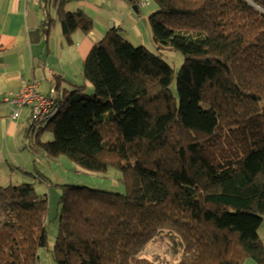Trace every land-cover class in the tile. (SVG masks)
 Returning a JSON list of instances; mask_svg holds the SVG:
<instances>
[{
	"label": "trees",
	"instance_id": "1",
	"mask_svg": "<svg viewBox=\"0 0 264 264\" xmlns=\"http://www.w3.org/2000/svg\"><path fill=\"white\" fill-rule=\"evenodd\" d=\"M153 1L155 51L109 30L84 62V83L57 92L41 130L31 125L28 148L44 161L66 156L92 174L114 168L125 186L120 194L59 185L52 256L56 264H264V0ZM66 3L40 0L45 36L58 18L65 37L93 30ZM165 51L184 57L177 97ZM33 176L50 184L43 172ZM2 183L0 264H40L50 247L48 195L33 182ZM160 240L177 259L145 255Z\"/></svg>",
	"mask_w": 264,
	"mask_h": 264
},
{
	"label": "crops",
	"instance_id": "2",
	"mask_svg": "<svg viewBox=\"0 0 264 264\" xmlns=\"http://www.w3.org/2000/svg\"><path fill=\"white\" fill-rule=\"evenodd\" d=\"M71 1L73 2L68 5L71 9L69 11L82 10L93 19L94 28L90 33L76 31L72 36L65 37L57 21L52 25L49 35L45 36L41 30V23L46 12L42 9L40 0H0L2 182L6 181L7 175L12 176L15 173L14 167L30 171L33 167L36 168L35 164L46 163L43 160H36L37 155L28 148L31 135V108L16 109L6 102V98L14 97L30 81L40 82L39 92L44 95H48L52 89L60 95L66 89L73 90L82 85L83 67L87 56L93 46L113 28L121 29L122 35L134 45L153 43L147 20L156 9L151 8L143 14L141 7L127 0ZM54 12V10L51 12L53 19L57 18L54 17ZM43 139L51 141L53 135L46 133ZM26 174L32 175L31 172ZM54 175L58 182L67 179L63 167L55 169ZM262 241L264 243V239Z\"/></svg>",
	"mask_w": 264,
	"mask_h": 264
},
{
	"label": "rangeland",
	"instance_id": "3",
	"mask_svg": "<svg viewBox=\"0 0 264 264\" xmlns=\"http://www.w3.org/2000/svg\"><path fill=\"white\" fill-rule=\"evenodd\" d=\"M64 0H59V2H63ZM73 2L70 0V2L67 0L66 3V9L71 10L69 8V4ZM156 9L157 4L150 0L148 4L141 7L143 14L148 12L149 10ZM110 10H107V12ZM54 17H57L56 12H54ZM145 19V17H144ZM148 18L146 17V20ZM147 24L151 30L152 28L149 20H147ZM59 29H61L60 20L58 18ZM151 39L153 40V36H151ZM145 46L151 50L152 52L155 51V43L153 40L152 42H148L145 44ZM163 59L174 69V81L172 83V92L177 97L176 92V79L179 72V69L181 68L184 57L182 53L174 52V51H165ZM91 92V91H90ZM36 160L40 161L43 160L42 156H39L37 154ZM44 161V160H43ZM51 164V165H48ZM36 168H32V170L29 171V169H25L27 172H31L33 175L37 174L38 171L43 172L45 175H47L49 185L40 183L37 178L33 175H28L21 171L18 167H14L15 173L12 174V176L7 175L5 177L6 181H3V185L8 184H21L22 182H33L35 183L36 189L38 193L41 194H47L49 199V214H48V235H49V248H43L39 251V257H40V263L43 264H56L51 249L54 246V243L59 235V219L58 215L60 213V198L62 194L61 187L59 185L62 184H69V185H76V186H86L93 189H99L114 193H125V186L122 182L121 173L111 168L106 174L100 173V174H92L81 167H79L76 163H74L72 160L67 158L66 156H62L57 161H53L51 163L47 162L45 164H35ZM51 167V168H50ZM58 167H63L64 172L67 173V179L62 182H58L54 172L55 169ZM28 180V181H24ZM259 234L262 239H264V224L261 226L259 230ZM171 246L167 240H160L155 243L145 252V255L148 257H153L154 254H158L161 256V258H168L170 260H175L178 258L176 254L172 255L170 253ZM245 264H256L253 260L248 259Z\"/></svg>",
	"mask_w": 264,
	"mask_h": 264
},
{
	"label": "built area",
	"instance_id": "4",
	"mask_svg": "<svg viewBox=\"0 0 264 264\" xmlns=\"http://www.w3.org/2000/svg\"><path fill=\"white\" fill-rule=\"evenodd\" d=\"M145 5L148 0H139ZM40 82L30 81L12 98H6V102L16 109L31 108V125L34 131L41 130L52 118L56 110L55 102L58 98L57 91L52 89L48 95L39 92Z\"/></svg>",
	"mask_w": 264,
	"mask_h": 264
},
{
	"label": "water",
	"instance_id": "5",
	"mask_svg": "<svg viewBox=\"0 0 264 264\" xmlns=\"http://www.w3.org/2000/svg\"><path fill=\"white\" fill-rule=\"evenodd\" d=\"M129 1H132V0H129Z\"/></svg>",
	"mask_w": 264,
	"mask_h": 264
}]
</instances>
